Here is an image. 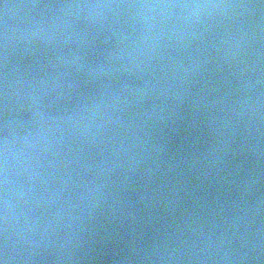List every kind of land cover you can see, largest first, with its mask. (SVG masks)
<instances>
[{
  "label": "water",
  "instance_id": "water-1",
  "mask_svg": "<svg viewBox=\"0 0 264 264\" xmlns=\"http://www.w3.org/2000/svg\"><path fill=\"white\" fill-rule=\"evenodd\" d=\"M0 264H264V0H0Z\"/></svg>",
  "mask_w": 264,
  "mask_h": 264
}]
</instances>
